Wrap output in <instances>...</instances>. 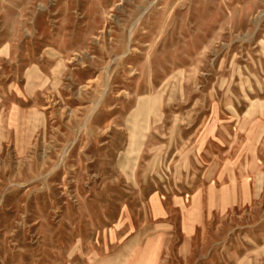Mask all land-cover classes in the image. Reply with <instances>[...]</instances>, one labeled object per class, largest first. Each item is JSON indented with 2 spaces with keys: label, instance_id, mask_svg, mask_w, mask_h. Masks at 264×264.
<instances>
[{
  "label": "rangeland",
  "instance_id": "rangeland-1",
  "mask_svg": "<svg viewBox=\"0 0 264 264\" xmlns=\"http://www.w3.org/2000/svg\"><path fill=\"white\" fill-rule=\"evenodd\" d=\"M0 264H264V0H0Z\"/></svg>",
  "mask_w": 264,
  "mask_h": 264
}]
</instances>
